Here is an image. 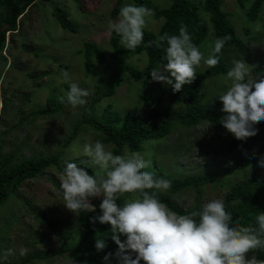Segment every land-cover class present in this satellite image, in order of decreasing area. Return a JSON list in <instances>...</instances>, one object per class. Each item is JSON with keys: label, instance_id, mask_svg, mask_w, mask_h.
<instances>
[{"label": "rangeland", "instance_id": "obj_1", "mask_svg": "<svg viewBox=\"0 0 264 264\" xmlns=\"http://www.w3.org/2000/svg\"><path fill=\"white\" fill-rule=\"evenodd\" d=\"M148 1L160 9H165L170 4L169 0ZM188 1L200 6L204 0ZM116 2L117 0H37L28 15L19 21V33L6 36L5 48L0 53V96L9 98L8 105L3 109L0 118V132L5 135L2 153L20 149L21 155L25 157L37 153L55 154L61 141L68 134L70 125L74 124L82 113H86V107L95 88L109 85L114 75L120 76L122 81L114 94L103 97L97 103V115H101L107 106H110L109 113L118 116L132 112L134 109L137 118L162 112L164 98L158 105L153 103L152 99L159 96L161 88H165L166 85L151 80L147 87H143L141 81L133 80L128 73L116 68L109 45L111 32L108 28L109 21L115 22L118 18V15L115 17L110 15ZM120 3L122 7L127 3H134V0H120ZM55 8L65 12L75 26L74 32L64 29L59 24L54 12ZM220 8L228 14L235 34L244 41L247 56L245 59L228 49L223 54L228 69L232 67L234 60L243 59L251 67V74L255 76L254 67L264 68L262 23L250 22L245 16L246 9H241L236 0H220ZM200 15L202 19H207L206 13L200 11ZM161 23V19L154 20L151 16L147 19L144 28L156 33ZM256 24L261 25L258 31L253 30ZM244 28L249 30L248 35ZM249 37L255 39H248ZM213 39L212 33H209L198 46L205 57L209 54ZM86 42L94 44L102 56V61H97L98 57H93L95 62L90 70L86 69L83 55L80 53ZM146 59V55L140 53L130 55L125 62L143 69ZM207 67L201 62L195 71L200 73ZM61 70L68 71L72 81L88 91L86 102L76 107L64 108L58 115L50 117L39 115L32 122H24L30 121L33 110L44 108L48 98H58L65 94L68 85L60 76ZM210 80L202 87L203 91L210 95L207 100L209 103L221 104L217 96L227 90L230 81L226 76L225 80L222 77ZM213 91L215 93L211 94ZM18 122H21V125L16 131L12 127ZM222 141V134L203 122L190 129L177 128L159 145L150 143L141 154H146V158L151 160V167L154 170L162 169L166 174L176 178L203 175L213 171L216 165L222 168L227 166L231 156L218 154ZM93 142L95 141L90 132L78 136L74 146L67 148L60 158L61 164L83 163L92 167L94 173L98 171L97 166L82 153V146ZM105 147L109 151L112 149L111 145ZM256 148L257 146L252 147L247 153L241 151L239 155H251ZM126 153L129 152L124 150L122 155ZM260 156H264V152ZM251 176H256L264 182V167L258 166L257 163L227 177L222 184L217 183L221 181L217 177L209 187H201L199 193L193 188L183 189L173 194L172 200L183 209L191 208L196 204L202 206L213 199L222 200L230 186L248 180ZM50 181H54L58 186L62 182V176L55 168L43 171L36 180L26 181L5 204L0 206V237H3L0 240V264H20L35 251L47 254L61 247L60 234L66 228L53 232L31 213L35 212L58 224L74 221V216L63 207L58 189ZM165 192L168 191H161L163 194ZM91 198L101 201L100 197ZM24 207L31 212H25ZM15 210L16 220L7 232L3 224ZM248 254L252 252L247 253L246 258ZM34 264H71V262L64 257H55L48 262Z\"/></svg>", "mask_w": 264, "mask_h": 264}, {"label": "trees", "instance_id": "obj_2", "mask_svg": "<svg viewBox=\"0 0 264 264\" xmlns=\"http://www.w3.org/2000/svg\"><path fill=\"white\" fill-rule=\"evenodd\" d=\"M169 1L170 4L167 8L160 9L148 0H134L137 6L143 5L152 9V18L154 20L161 19L162 23L156 33L143 28L142 41L135 49L124 48L120 43L119 36L111 32L109 45L116 68L128 73L133 80L141 81L143 87H147L151 81L149 72L159 67L162 63L163 48L166 46L158 41V37L164 33L178 35L181 25L186 27L192 43L197 47L209 33H212L214 38L224 37L225 35L230 37L218 54L217 65L207 67L200 73L196 72V77L192 83L183 86L180 92L173 93L169 86L161 88L160 95L153 98L152 102L158 105L164 98L162 112L141 118L135 116V109L122 116L112 115L108 109L110 106H107L101 115L96 114L97 103L103 97L114 94L122 81L120 76L114 75L109 85L95 88L92 98L86 107V113H82L81 117L70 125L68 134L61 141L56 153L52 155L37 153L25 157L21 155L20 149L2 153L1 149L5 135L0 132V206L5 204L9 197L19 190L26 181L36 180L43 171L55 168L61 175L64 165L61 164L60 158L67 148L74 146L78 136L87 132L92 134L94 141L99 140L104 145H111L113 155H122L124 150L129 153L134 151L141 153L150 143L159 145L177 128L190 129L203 122L208 123L221 133L223 141L220 144L218 154L231 156L225 168L216 165L213 171L206 174L178 178L166 174L162 169L157 171L152 167L149 169L156 178L169 180L170 188L167 189L168 192L163 194L161 191H156L155 194L168 211L177 215L198 211L201 206L196 204L191 208H180L172 200L173 194L187 188H193L196 193H199L201 187H209L217 177L221 180L217 183L222 184L227 177H231L233 174L258 163L261 158L260 154L264 152V122L258 121L256 123L255 127L258 130L255 135L247 137L243 141L236 140L219 124V120L223 116L220 111L222 105L209 103L207 98L210 95L208 92L203 91L202 88L203 84L210 79L212 81L222 77L225 80V74L229 69L223 54L228 49L235 51L237 55H241L245 59L247 58L243 45L244 41L235 34L228 14L220 8V0H204L200 6H196L188 0ZM36 2L37 0H0V53L5 48L6 36H13L19 33V21L28 15ZM236 2L241 9H246L245 16L250 22H261L264 29V0H236ZM247 3L248 7L246 8ZM120 7V0H117L116 6L110 12L111 17L118 15ZM200 11L207 14V19H202ZM54 12L59 24L64 29L74 32L75 26L67 18L65 12L60 8H55ZM244 31L247 35L249 34L247 28H244ZM248 39L254 40L255 37H249ZM158 43H160V46H157ZM80 53L83 55L84 65L87 70L94 66V56L98 57L97 61H102L100 51L92 43H84ZM140 53H144L147 58L143 69H138L125 62L130 55ZM254 70L255 76L264 73V68L262 67H254ZM213 93L215 92L213 91L211 94ZM8 102V97L0 96V118ZM70 107L72 106L60 103L58 98H48L45 107L41 110H33L30 121L24 122H32L39 115L49 117L58 115L64 108ZM21 122L14 125L12 129L17 131ZM254 146H257V148L251 155H239L241 151L249 152ZM78 165L84 167L89 174H94V170L89 165L83 163H78ZM50 183L58 189V185L54 181H50ZM147 191L151 194L153 190ZM138 196L139 193H125L121 201L117 200L116 203L120 204L123 202V198H137ZM222 201L225 210L232 214L233 221L241 226L255 228L257 227L255 224L257 212L264 213V182L256 176H251L248 180L233 184L224 194ZM88 203L94 206V211L88 212V210H84L79 216H74V221L68 224L53 223L24 207L25 212H31L35 219L46 225L51 231L55 232L63 227L66 230L60 234L62 245L58 250L47 254L35 251L20 264L48 262L55 257H64L71 264H117V258L113 255L117 252V247L110 238L109 225L90 223L91 217L99 215L100 201L89 198ZM16 213V210L13 211L10 217L5 219L3 226L7 232L16 220ZM2 238L0 237V240ZM96 239H104L105 243V248L99 252L94 248ZM123 239L121 237V240ZM105 254H109L108 262L102 259ZM253 254L256 255L257 259L264 260V250H253L252 254H248V256Z\"/></svg>", "mask_w": 264, "mask_h": 264}, {"label": "clouds", "instance_id": "obj_3", "mask_svg": "<svg viewBox=\"0 0 264 264\" xmlns=\"http://www.w3.org/2000/svg\"><path fill=\"white\" fill-rule=\"evenodd\" d=\"M152 15L150 8L127 3L120 7L117 20L109 21L108 28L119 36L124 48L135 49ZM260 27L256 24L253 30ZM229 39L227 35L214 38L205 57L181 25L178 35L164 33L158 37L166 46L162 63L149 76L152 81L169 86L173 93L180 92L195 79L201 62L208 67L217 65L218 54ZM250 69L243 59L234 60L225 74L230 86L217 96L223 113L219 124L240 141L255 135L256 123L264 122V73L253 76ZM60 76L68 88L58 101L73 107L83 105L88 91L73 82L68 71L61 70ZM82 153L98 171L89 174L78 163L65 162L58 195L73 216L84 210L94 211L89 198H101L99 215L91 217L90 223L109 225L110 238L117 247L113 254L117 264H264L255 254L246 258L253 250H264V213L257 212V227L241 226L232 220L222 200L213 199L198 211L177 215L168 211L156 196V191L169 189L170 182L154 176L146 154L134 151L113 155L99 140L85 143ZM258 166L264 167V156L258 160ZM147 190L153 191L150 194ZM125 193L139 196L123 198L117 204ZM94 248L98 252L103 250L104 239H96ZM102 259L108 262L109 254Z\"/></svg>", "mask_w": 264, "mask_h": 264}]
</instances>
